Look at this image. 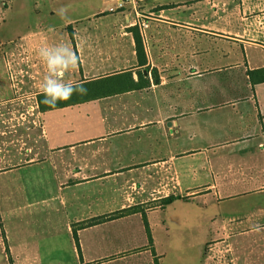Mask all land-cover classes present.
I'll return each mask as SVG.
<instances>
[{
    "label": "crops",
    "instance_id": "1",
    "mask_svg": "<svg viewBox=\"0 0 264 264\" xmlns=\"http://www.w3.org/2000/svg\"><path fill=\"white\" fill-rule=\"evenodd\" d=\"M44 2L75 14L69 40L43 42H71L80 60L66 80L131 72L141 85L41 112V42L16 50L15 72L0 73L17 137L0 167V264H264V0H145L144 65L132 13ZM101 217L78 228L79 248L75 227Z\"/></svg>",
    "mask_w": 264,
    "mask_h": 264
},
{
    "label": "rangeland",
    "instance_id": "2",
    "mask_svg": "<svg viewBox=\"0 0 264 264\" xmlns=\"http://www.w3.org/2000/svg\"><path fill=\"white\" fill-rule=\"evenodd\" d=\"M70 1L71 3L79 2L82 4L85 1L86 13L88 15L92 10H99L101 7H107L108 0H64ZM22 0H0V73H4L6 77L11 76L15 72V65L17 61L16 50L26 49L28 51L32 50L30 44L33 42H41L37 44V47L33 49L30 55H37V50L39 47L43 46V42L46 40L60 42L61 39L69 40V32L67 30H62V26L69 17H71L73 12L64 13L63 15L52 14L49 7H44V0L37 1L39 6H34L33 11H29L26 8L19 7L18 3ZM47 2V1H46ZM43 3V4H42ZM220 5V4H219ZM10 8V9H9ZM32 9V8H31ZM41 10V11H40ZM60 11H57V13ZM102 16V15H101ZM88 17V16H87ZM97 16V18H99ZM42 19L45 24L52 23L54 27L60 28L58 31H50L47 29L33 30V25L31 22H37ZM102 19V18H101ZM100 19V20H101ZM108 20H101L97 24L90 25V21H85L87 23V31L91 28L94 29L95 26H99V23L107 22ZM96 22V21H95ZM86 26L80 27L77 32V41L81 45H86V40L88 39V34L86 32ZM32 27V28H31ZM36 32H39L36 34ZM36 34V35H35ZM116 35V36H115ZM100 38L103 41L110 42L113 38H119L116 32L107 31L100 32ZM70 42V41H69ZM71 43V42H70ZM21 45H25L24 48ZM41 69L45 70L43 63L40 60ZM20 114V112H18ZM15 117V112L12 108H6L0 111V123L2 127L0 130L5 132L0 134V153H4L5 158H0V167L5 164L11 163V152L14 150V140L16 133L13 132V121ZM5 122V123H4ZM1 140H3L1 142ZM28 145L29 146V140ZM21 146L18 147L19 150H25V144L18 142ZM22 147V149H21ZM17 148V147H16ZM25 152V151H24ZM10 154V155H9Z\"/></svg>",
    "mask_w": 264,
    "mask_h": 264
},
{
    "label": "clouds",
    "instance_id": "3",
    "mask_svg": "<svg viewBox=\"0 0 264 264\" xmlns=\"http://www.w3.org/2000/svg\"><path fill=\"white\" fill-rule=\"evenodd\" d=\"M65 11L61 9L58 14L63 15ZM37 55L45 68V74L39 84L43 103L55 106L71 99L73 95L87 93L83 84L65 79L66 74L77 69L80 60L70 43L45 44L38 48Z\"/></svg>",
    "mask_w": 264,
    "mask_h": 264
},
{
    "label": "trees",
    "instance_id": "4",
    "mask_svg": "<svg viewBox=\"0 0 264 264\" xmlns=\"http://www.w3.org/2000/svg\"><path fill=\"white\" fill-rule=\"evenodd\" d=\"M69 30L71 32V37L74 40V32H73V28L72 26H69ZM131 31H133L134 36H135V41H136V49H137V55L139 57V62L141 63V65L145 64V58H144V44H143V39H142V35L140 33V30L137 26H134ZM140 75L143 76L144 74L142 72H140ZM120 79V82H114L111 78H106V79H102V80H98L95 82H89V83H85L84 87L87 89V93L83 94V95H74L71 97V99L67 100V101H62L60 103H58L55 106H49L46 105L45 103H43V96L42 94H40L38 96V102H39V107L41 112H45L49 109H53V108H59V107H63L65 105H68L69 103H71L74 99H81L82 101H88L91 99H96L99 97H103V96H108L111 95L112 93H115L116 91H120L123 89H127L128 87H135V86H139L141 85L139 84H135L134 79H133V75L131 72H127L125 74H122ZM175 197H169L163 200V204L164 205H168L170 204L172 201H174ZM135 209H128L124 212H119L117 214H115V216L119 217L122 214L126 213H130L132 211H134ZM105 219H107V217H101L99 219H94L91 221H88L85 224H81L78 225L77 227H75L74 229V237L76 239L77 245L80 248V244H79V237H78V228H81L85 225H93L96 224L98 222L104 221ZM145 223H146V227H147V231L149 233V238H150V242H152V236L151 235V230H150V226L148 223V220L145 216ZM158 264V263H157Z\"/></svg>",
    "mask_w": 264,
    "mask_h": 264
},
{
    "label": "built area",
    "instance_id": "5",
    "mask_svg": "<svg viewBox=\"0 0 264 264\" xmlns=\"http://www.w3.org/2000/svg\"><path fill=\"white\" fill-rule=\"evenodd\" d=\"M145 0H109L110 6L108 12L118 13L128 11L132 13L135 17L134 26H137L140 33L145 31L148 27V22L145 19L146 14L143 11L142 5Z\"/></svg>",
    "mask_w": 264,
    "mask_h": 264
}]
</instances>
